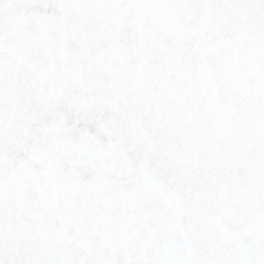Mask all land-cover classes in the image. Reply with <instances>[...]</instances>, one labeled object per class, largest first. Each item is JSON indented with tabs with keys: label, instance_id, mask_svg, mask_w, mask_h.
I'll return each mask as SVG.
<instances>
[{
	"label": "snow or ice",
	"instance_id": "obj_1",
	"mask_svg": "<svg viewBox=\"0 0 264 264\" xmlns=\"http://www.w3.org/2000/svg\"><path fill=\"white\" fill-rule=\"evenodd\" d=\"M0 264H264V0H0Z\"/></svg>",
	"mask_w": 264,
	"mask_h": 264
}]
</instances>
